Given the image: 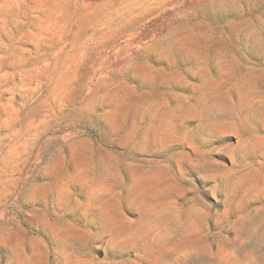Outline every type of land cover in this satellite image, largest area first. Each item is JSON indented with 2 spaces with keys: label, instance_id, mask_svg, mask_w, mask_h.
Instances as JSON below:
<instances>
[{
  "label": "rangeland",
  "instance_id": "obj_1",
  "mask_svg": "<svg viewBox=\"0 0 264 264\" xmlns=\"http://www.w3.org/2000/svg\"><path fill=\"white\" fill-rule=\"evenodd\" d=\"M0 264H264V0H0Z\"/></svg>",
  "mask_w": 264,
  "mask_h": 264
}]
</instances>
